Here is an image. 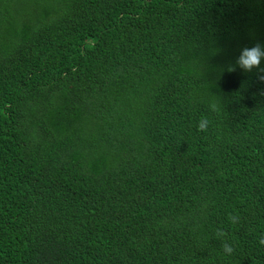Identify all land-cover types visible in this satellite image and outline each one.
I'll use <instances>...</instances> for the list:
<instances>
[{"label": "trees", "instance_id": "1", "mask_svg": "<svg viewBox=\"0 0 264 264\" xmlns=\"http://www.w3.org/2000/svg\"><path fill=\"white\" fill-rule=\"evenodd\" d=\"M256 43L264 0H0V264H264Z\"/></svg>", "mask_w": 264, "mask_h": 264}, {"label": "clouds", "instance_id": "2", "mask_svg": "<svg viewBox=\"0 0 264 264\" xmlns=\"http://www.w3.org/2000/svg\"><path fill=\"white\" fill-rule=\"evenodd\" d=\"M262 62H264V45L260 43H256L251 47H243L240 49L239 55L236 57L235 63L230 65L228 68L229 72H235L237 68H239L244 73H252L255 72L257 75V79L264 83V67H262ZM210 109L212 111L217 110L216 104H211ZM208 125V120L203 118L198 123V131H206ZM230 220L235 223V219L233 217H229ZM217 238H221L224 240L222 243V249L225 255H232L234 252V248L231 244L227 243L225 238V233L222 230H218L216 233ZM261 244H264V239L260 241Z\"/></svg>", "mask_w": 264, "mask_h": 264}]
</instances>
